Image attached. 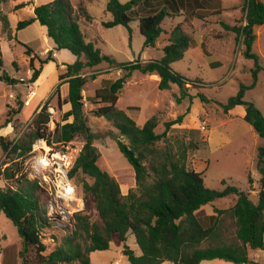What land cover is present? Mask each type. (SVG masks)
Returning a JSON list of instances; mask_svg holds the SVG:
<instances>
[{
  "label": "trees",
  "instance_id": "1",
  "mask_svg": "<svg viewBox=\"0 0 264 264\" xmlns=\"http://www.w3.org/2000/svg\"><path fill=\"white\" fill-rule=\"evenodd\" d=\"M4 2L6 0H0ZM151 0H108L106 11L111 20L103 22L105 27L116 25L128 26L132 19L138 22V30L144 37L145 47H155L162 33L165 17L173 13L163 8L148 10L144 8ZM20 3L17 8L24 7ZM235 8L242 11V25H229L221 22L228 31L235 33V38L244 35L243 56L253 60L250 69L251 82L240 83L234 96L228 98L222 108L225 112L235 106H243L244 121L252 126L257 135L264 138V115L252 101L244 100L246 90L255 86L262 58L252 51L255 39L253 28L264 23V2L262 0H241ZM141 11H146L141 15ZM175 13V14H174ZM84 17L91 21L82 2L75 7L71 0H52L49 3L33 6V15L20 20L16 29H23L37 21L44 27L46 35L55 44L57 50L67 49L76 58L65 64V69L58 75L60 83H67L66 98L69 104L64 112V123H55L49 131L46 112L49 99L31 120L29 130L17 140H8L0 135V146L4 152L26 156L31 145L38 138H45L49 145L68 143L75 138H82L83 145L76 156L68 176L73 183L80 177L83 199L90 198L92 205L89 212L76 211L68 221L59 214H48V208L37 179H28L27 172L19 163L6 167L3 175L18 182L23 180L17 189L0 188V211L11 220L21 238L19 252L22 264H90V253L107 250L113 235L124 243L122 252L128 264H200L205 260L222 259L234 264H264L249 258L250 249L264 250V146L257 147L256 169L260 175L257 200L252 201L248 191H242L227 185L222 190L205 186L202 173L190 168L188 154L199 149L205 141L200 138L189 141L175 140L162 146L159 142L166 135L156 133L157 119L148 118L140 126L128 113L116 106L119 93L132 71L143 74L158 75V88L169 89L177 84L181 94H186V84L191 83L172 70L171 63L180 60L190 48L192 34L181 22L170 29L166 43L162 47L163 55L158 60L140 62L139 60L118 64L110 54H105L95 43L87 40L81 31L78 19ZM185 22L188 19L185 18ZM2 30L6 38L16 42L15 34L9 28L5 17H2ZM29 66L32 71L30 81L36 83L41 76L43 66L55 61L53 51L45 55L33 54L26 49ZM102 62L118 65L122 75L115 80L102 81L94 90L93 101L100 103L93 114L110 121L123 139L117 138L120 152L133 167L135 186L122 193L118 180L98 165L100 152L94 144L95 135L84 115V97L82 94L86 76L83 71L93 68ZM0 81L15 82L3 70V54L0 47ZM202 101L208 99L197 93ZM59 104L61 102H58ZM72 117V121L67 119ZM181 121L178 117L171 124ZM10 122L7 118L0 129ZM167 126H169L167 124ZM168 128V127H167ZM251 183V178L249 177ZM234 194L232 206L218 213L227 212L233 220L235 231L231 238L225 239L222 233V222L216 214L201 218L196 214L201 206L215 199ZM60 229L64 232L60 241L50 251H46L44 242L45 229ZM131 232L141 253L136 255L126 244L127 233ZM55 239V237H53Z\"/></svg>",
  "mask_w": 264,
  "mask_h": 264
},
{
  "label": "rangeland",
  "instance_id": "2",
  "mask_svg": "<svg viewBox=\"0 0 264 264\" xmlns=\"http://www.w3.org/2000/svg\"><path fill=\"white\" fill-rule=\"evenodd\" d=\"M50 1L52 0L0 1V47L3 54V70L15 80L13 83L0 81V125L7 118L10 119V122L0 129V135L5 136L9 141L17 140L29 130L31 120L35 115L34 112L42 101V97L46 95L52 80L43 73L32 85L37 91V96L31 99L28 106L23 104L27 98L28 88L18 78H31L29 57L24 45H16L6 38V34L2 30V17L7 19L9 28L13 34H16L20 42L27 44L36 53H40L46 46L51 47L58 55L57 61H64L67 64L75 59L74 55L67 49L57 50L49 38L45 42L42 28L37 21L23 29H16L20 20L32 15L29 12L31 6L46 4ZM119 1L124 3L129 0ZM216 1L219 9H217L215 18L207 16L208 12L203 8L183 7L181 8L184 10L183 15L166 17L161 24L164 31H170L171 28L183 22L184 27L192 34L190 48L180 60L171 63L172 70L192 81L186 84V94H181L177 84H171L169 89L161 90L158 88V80L155 77L134 70L124 83L116 106L126 111L140 126L148 118L155 116L157 119L155 132L163 133L165 129L168 130L159 142L160 146L173 143L177 139L189 141V139L200 138L205 141L199 149L188 154V166L202 173L206 187L222 190L227 185L234 186L242 191H250V199L256 201V190L259 188L260 177L255 166L256 154L257 147L264 146V138L259 137L252 126L244 121L242 106H237L230 112H225L222 108V104H225L229 97L237 93L240 83L249 84L251 82L250 69L253 67V60L243 56L244 35L242 34L236 39L235 33L226 30L221 25V22L229 25L244 23L240 8L227 10L221 7L222 3L226 7L227 4H233L237 0ZM20 2H26L28 7L17 8ZM71 2L75 7L79 2H82L87 13L92 17L91 21H87L84 17L78 19L79 27L85 33L87 40L93 41L102 53L112 55L118 64L136 60L143 63L162 57V46L167 38L163 33L156 47H145L144 37L138 30L136 19H132L128 26L105 27L103 25V22L112 18L111 14L106 11L108 0H71ZM142 7L156 11L163 8L172 13L180 8L176 2L173 3V0H151ZM145 13L146 11H141L139 14ZM185 18L188 19V22H185ZM253 33L255 39L252 51L262 57L260 65L263 69L258 72L255 86L245 91L244 100L252 101L264 115V25L255 26ZM64 69L65 67H58L57 71L61 73ZM83 75L86 76L82 91L83 111L87 123L95 135L94 144L100 152L98 165L118 180L121 191L125 194L128 188L135 186V182L133 167L117 145L116 139H123V136L110 121L93 114V111L101 104L94 102L92 98L94 90L101 85L102 81L115 80L122 75V70L118 65L111 66L107 62H102L97 67L85 69ZM63 83L65 82L61 84ZM61 87H59V93L55 87L47 99L55 109L54 123L62 124L65 122L63 114L68 108V103L65 102L66 100L63 101L66 98L65 85L64 93ZM197 93H201L208 100L202 101ZM178 117H181V121L171 124ZM67 121H72V117H69ZM202 125H206V129H201ZM60 145L52 146L59 148ZM82 145V138H75L66 143L73 162ZM26 157L27 155L18 156L10 151L4 152L0 146L1 189H17L22 186L23 180L18 182L12 178H5L3 171L6 167H14V163H19L24 171L23 163ZM27 177L40 181L47 204L48 199L52 196L51 192L54 191L52 174L49 171L45 172V175L36 174L27 170ZM81 179L80 177L75 178V183L70 180V184L75 190V198L69 205L64 206L72 213L80 210L89 212L92 205L90 198L83 199L80 187ZM251 187L254 191L250 190ZM235 198L234 194L218 198L201 206L196 211V214L201 218L210 214L220 216L222 233L226 240L234 235L235 226L227 212L218 213L216 210L229 208L234 204ZM63 235L64 232L60 229L53 227L45 229L43 240L47 245L46 251L53 249ZM123 244L116 235H113L107 250L90 253V264H128V260L122 252ZM125 244L136 255H140L141 251L131 232L127 233ZM20 250L21 238L16 227L0 211V264H22ZM249 256L264 263V250L250 249ZM163 264L173 263L164 261ZM200 264L234 263L213 259L202 261Z\"/></svg>",
  "mask_w": 264,
  "mask_h": 264
},
{
  "label": "built area",
  "instance_id": "3",
  "mask_svg": "<svg viewBox=\"0 0 264 264\" xmlns=\"http://www.w3.org/2000/svg\"><path fill=\"white\" fill-rule=\"evenodd\" d=\"M29 78V77H28ZM28 78H18L20 82H24L28 88L26 99L23 104L28 106L31 99L37 96V91L33 85V82ZM47 99L40 102L35 112L40 110L42 105ZM34 112V113H35ZM46 112L49 116L47 127L49 131H53L55 123L53 121V115L55 113L54 106L48 104ZM201 129H206V125H202ZM69 147L65 144L60 145L59 148H55L47 143L45 138L36 139L31 145L30 151L27 153V157L23 163L24 171L30 170L36 174H43L50 172L53 176L52 183L54 191L51 192V197L48 199L47 208L48 214H59L61 219L68 221L72 216V212L65 208L64 205H69L75 198V190L70 184L68 171L72 164V159L68 153ZM39 185L42 186L40 181Z\"/></svg>",
  "mask_w": 264,
  "mask_h": 264
},
{
  "label": "crops",
  "instance_id": "4",
  "mask_svg": "<svg viewBox=\"0 0 264 264\" xmlns=\"http://www.w3.org/2000/svg\"><path fill=\"white\" fill-rule=\"evenodd\" d=\"M174 2H176V4H177V6L178 7H180L179 8V11L178 12H176V14L175 15H183L184 14V10H182L181 8H183V7H187V8H192V7H197V8H203V9H205L207 12H208V14H207V16H211V17H213V18H215V15H216V12L218 11L217 9H219V7H218V4H217V1L216 0H173V3ZM241 2V0H237L235 3H233V4H227V6L226 7H224L223 6V3L221 4V7H222V9H237V8H235V6H237V5H239V3ZM264 2V1H263ZM21 3V2H20ZM23 3V2H22ZM24 3H26V2H24ZM26 7H28V4H26L24 7H21V8H26ZM186 8V9H187ZM29 12L30 13H32V15H33V6H31L30 8H29ZM32 15H30V16H32ZM166 18V17H165ZM164 18V19H165ZM34 23V22H33ZM32 23V24H33ZM32 24H30V25H32ZM30 25H28V26H30ZM262 25H264V23L262 24ZM41 26V25H40ZM261 26V25H260ZM41 28H42V33H43V38H44V40H45V42H47V40H48V37H47V35H46V32H45V29H44V27L43 26H41ZM167 33H163L164 35H166V36H168V30H165ZM15 38H16V42H14V43H16V45H24L25 46V48L27 49V48H29L30 50H31V55H33V54H39V55H45L49 50H51V51H53V57H54V59H55V61L53 62V61H50L49 63H47V64H45L44 66H43V70H42V72H41V75L43 74V73H45L47 76L46 77H48V78H50L51 80H52V84L50 85V87H49V89L47 90V93H46V95L45 96H43L42 98V101L43 100H45V99H47V97L49 96V94H50V92L60 83V80L58 79V67H60V68H64L65 67V64H66V62H64V61H62V62H59V61H57L58 60V55H57V53L54 51V50H52L51 49V47H48V46H46L40 53H36V52H34V50L31 48V47H29V46H27V44H23V42H20V40L19 39H17V36H16V34H15ZM50 39V38H49ZM159 42V41H158ZM158 42H157V44L155 45V47L158 45ZM165 43H166V40H165ZM48 44V43H47ZM54 46H55V44H54ZM163 47V46H162ZM25 49V50H26ZM75 57V56H74ZM76 58V57H75ZM75 60V59H74ZM74 60H72V62L74 61ZM28 61H29V58H28ZM72 62H68V63H72ZM99 65V64H98ZM95 67H97V66H95ZM153 77H155V79H157L158 81H159V77H158V75H152ZM40 78V77H39ZM64 85H65V90H66V93H67V83H63V84H60V87L61 86H63V87H61L62 89H63V93H64ZM61 91V90H60ZM61 93H62V91H61ZM235 107H237V106H235ZM234 107V108H235ZM243 107V106H242ZM68 108H69V104H68ZM68 108H66V110L68 109ZM234 108H232V109H234ZM232 109H230V110H228V112H230ZM36 113V112H35ZM244 114H245V110H244ZM244 114L242 115V117L244 116ZM257 134V133H256ZM256 163V162H255ZM260 176V175H259ZM260 178V177H259ZM259 189V188H258ZM251 191H254V189L251 187V189H250ZM257 191L258 190H256V195H257ZM248 192H250V191H248ZM259 250V249H258ZM249 258H251L250 256H249ZM251 259H253V260H255L254 258H251ZM255 261H257V260H255Z\"/></svg>",
  "mask_w": 264,
  "mask_h": 264
},
{
  "label": "bare ground",
  "instance_id": "5",
  "mask_svg": "<svg viewBox=\"0 0 264 264\" xmlns=\"http://www.w3.org/2000/svg\"><path fill=\"white\" fill-rule=\"evenodd\" d=\"M45 78V77H44ZM42 81V80H41Z\"/></svg>",
  "mask_w": 264,
  "mask_h": 264
}]
</instances>
